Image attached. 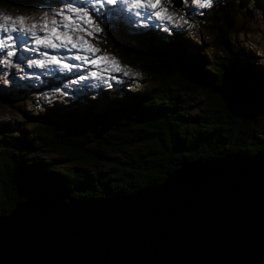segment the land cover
Instances as JSON below:
<instances>
[{"label":"trees","instance_id":"1","mask_svg":"<svg viewBox=\"0 0 264 264\" xmlns=\"http://www.w3.org/2000/svg\"><path fill=\"white\" fill-rule=\"evenodd\" d=\"M65 3L0 0V7L56 14ZM242 4L221 0L203 15L212 53L174 29L136 31L116 11L97 21L102 46L142 76L45 99L15 126L0 125V216L39 193L65 201L130 195L161 183L186 159L264 152V65L232 51L244 27L226 21L238 20ZM41 78L39 87L52 85Z\"/></svg>","mask_w":264,"mask_h":264},{"label":"water","instance_id":"2","mask_svg":"<svg viewBox=\"0 0 264 264\" xmlns=\"http://www.w3.org/2000/svg\"><path fill=\"white\" fill-rule=\"evenodd\" d=\"M0 264H264V152L186 159L130 195L36 194L0 216Z\"/></svg>","mask_w":264,"mask_h":264},{"label":"rangeland","instance_id":"3","mask_svg":"<svg viewBox=\"0 0 264 264\" xmlns=\"http://www.w3.org/2000/svg\"><path fill=\"white\" fill-rule=\"evenodd\" d=\"M64 1H67V3L64 4L63 8H60V11H64L65 14H67L66 9L69 6L84 7L92 15L94 24H97V21H100V23H103V21L105 22L109 17L110 8H121L123 11L131 14V18H134L137 22L136 26L131 25L133 29L137 28L136 31L153 28L168 33L169 30L174 29L186 37H191V41L197 43L201 48L208 49L207 51L212 53V33L204 29L201 22L203 21V15H206L208 13L207 11L212 9L216 5V2L221 0H212L210 7H201L195 0H181L179 3L178 0H161V6L166 8L169 14L183 18L179 23L174 21L170 22L166 19L160 20L152 15L153 11L158 9L131 8L128 4L124 3V0H119L115 5H108L106 2H103V0L101 4H97L96 0ZM242 1L243 4L239 8L241 11H237L238 20L234 19L233 21L230 17L226 18L228 23H243L244 27V32L235 34V36L232 37V42L230 43L231 49L234 52L245 50L250 53L253 63L256 65L262 63L264 65V0ZM44 13L45 11L32 15L0 7V15H9L13 18L18 16L33 18L28 20L29 24H40L42 22L40 18ZM47 13H49V19L55 15L52 11H47ZM56 19L59 22L62 18L56 16ZM73 19H75L74 16ZM81 27L89 31H91L92 28L91 25H87L83 22H81ZM7 34L25 36L27 44L21 46L17 43L16 55L11 58V64L7 62L9 59L6 55L8 49L0 48V125L11 124L15 126L22 112L26 115H31L33 111L42 108L41 106L46 102L45 99L49 101H61L63 99H69L71 94L76 93H83L85 96L86 94L94 92L97 87L109 81H115L120 84L126 81V79L131 78L133 82L138 83L139 77L142 76L138 67H132V65L123 61L120 56L105 49L99 41V33L93 32L91 36H88L86 33L80 32L73 33V35H83L92 45L99 48L100 51L95 54V57L102 56L104 53H107L109 56H114L119 60L122 67L127 66L132 69L133 72H139V76H135L132 73L125 75L123 71L117 72L103 62L98 65L89 63L83 59V57H88V60L95 59L91 53L84 50L72 49L70 46L56 50L40 46L38 51H32L31 49L37 46L33 43L30 34ZM7 34L0 32V38H3ZM38 35L42 36L44 33L38 30ZM40 53L56 55L61 58L64 63H68L72 65V67L65 69L58 65L51 64L45 65L44 67H37L35 65L29 67L30 61L47 58ZM77 55L81 56L82 59H75ZM69 70L75 71L77 76H68L69 78H66L67 75H69ZM92 72H96L97 76L93 77L91 75ZM42 76L50 78L52 85L39 87V81H43L41 78ZM20 88L24 90L25 95L22 93L20 94V98H13L14 96L12 93L16 94L17 90ZM198 97H201V95H198ZM61 167L66 168L67 166L61 165Z\"/></svg>","mask_w":264,"mask_h":264},{"label":"snow or ice","instance_id":"4","mask_svg":"<svg viewBox=\"0 0 264 264\" xmlns=\"http://www.w3.org/2000/svg\"><path fill=\"white\" fill-rule=\"evenodd\" d=\"M108 5H115L119 0H103ZM197 4L201 7H210L212 0H195ZM97 4H101L102 0H96ZM124 3L128 4L131 8H151L158 9L153 11L152 15L156 16L160 20H168L170 22L179 23L183 20L182 17H175L173 14H169L167 9L161 6V0H124ZM120 11V10H113ZM64 11L56 13L51 19H49V13L45 12L40 18L41 23H28V20L33 19L31 17H11L9 15H0V32L7 33H25L30 34L33 43L37 46L32 51H38L40 46L45 48H50L53 50L59 48H67L70 46L72 49L84 50L91 53L94 57L97 52L100 51L99 48L92 45L83 35H73V33L84 32L86 35L91 36L93 32L99 33L101 28L98 24H94L92 15L84 7H71L69 6ZM106 15V14H105ZM56 16H60L62 19L58 22ZM73 16L75 19H73ZM81 22L91 25V31L82 28ZM186 22V21H184ZM39 32H43L44 35H38ZM24 46L27 44V40L23 35H11L7 34L3 38H0V48H7L6 53L8 63L11 64V58L16 55V45ZM42 56L47 57L46 59L32 60L29 62V67L35 65L37 67H44L45 65H58L62 68H70L72 65L64 63L61 58L56 55H49L48 53H40ZM75 59H82L81 56L77 55ZM87 62L94 65L100 63H105L109 65L113 70L120 72L123 71L125 75L132 73L135 76H139V72H133L132 69L127 66H121L119 60L114 56H109L104 53L102 56L95 57V59L88 60V57H83ZM107 70V69H105ZM93 77L97 76L96 72H92Z\"/></svg>","mask_w":264,"mask_h":264}]
</instances>
